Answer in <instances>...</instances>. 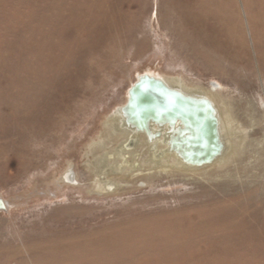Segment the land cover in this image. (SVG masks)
<instances>
[{
    "label": "rangeland",
    "instance_id": "1",
    "mask_svg": "<svg viewBox=\"0 0 264 264\" xmlns=\"http://www.w3.org/2000/svg\"><path fill=\"white\" fill-rule=\"evenodd\" d=\"M100 1L117 15L97 31L68 24L81 0H0V264H264V0H205L206 24L216 10L226 29L214 41L189 25L188 1ZM106 26L114 59L97 64L117 75L95 81L88 35ZM145 72L220 92L245 128L241 153L87 191L81 147ZM67 160L81 185H52Z\"/></svg>",
    "mask_w": 264,
    "mask_h": 264
},
{
    "label": "bare ground",
    "instance_id": "2",
    "mask_svg": "<svg viewBox=\"0 0 264 264\" xmlns=\"http://www.w3.org/2000/svg\"><path fill=\"white\" fill-rule=\"evenodd\" d=\"M185 1L189 2L187 4L190 8L186 6L189 8V11L187 10L186 12L187 16L186 14L183 16H186V18L189 16V25H199L201 22L205 25L207 23L204 19L206 18L205 10L208 8L205 0ZM102 2L104 8L103 5L100 7ZM102 2L100 0H81L80 4L75 3L76 6H79L73 7L74 4L71 5L69 9L70 16L73 19H71L68 24L70 26L72 24L75 26L89 24L91 27L93 25L92 29L96 28L95 30H97L99 25L103 22V25L107 23L109 24V21L112 19L113 23L116 21L115 16L117 14L113 13V10H111V13L109 14L108 10L105 8H109L108 6H110V3H106L105 1ZM175 2H178V0H175ZM172 4L171 6L174 7L175 3L174 5ZM72 8L74 12L72 11ZM65 9L68 10L67 8ZM87 14L89 15L88 18L85 17ZM218 14L219 13L216 10L209 12V15L212 16L211 18L213 22L206 24L208 28L206 31H203L205 32V37L209 38L210 41H214L212 37L213 32H215V34L217 33V38H221L226 34V29L223 26H219L220 23L218 22H220V17ZM114 26L118 29L116 24H114ZM203 28L206 29V27ZM93 31L94 30H89L88 35L90 38L88 41H91V46L89 45L91 47V51L88 50V52L84 55L86 61L93 60V67L91 66L89 69V67L85 66V64L83 65L85 66V69L90 70L92 73L95 72L92 74V77L95 81H98L103 72L106 73L108 71V74L109 72L112 74V69L114 70L113 66L110 68V71L107 69L108 67L104 68V66L99 63L98 65L97 60L98 57L102 56L104 57V61L106 60L109 63L113 61L114 56L105 49L111 46V44L115 42L114 39L117 37L113 35L114 30L111 32L108 26H106L102 32H97L98 30L96 32ZM210 32L212 34H210ZM75 41L76 44L84 45L80 40ZM49 49H51V47ZM49 51L48 55L52 53L50 52L49 54ZM61 60L64 62L68 61L64 58ZM82 71H84V69H82ZM115 73L116 70L113 71V76ZM116 75L117 74H115V76ZM143 76H148L150 79L155 80L157 84L160 85L161 83L162 85L170 88V90L181 92L185 96L199 99L206 98L212 107L211 114L213 116V122H216L218 142L220 144L219 150L214 156H212L210 161L200 163H193L189 160L185 161V156L183 157L181 154L192 157V154L187 152V148L189 149V147H191L190 145L194 143L198 134H195V136L190 138L186 136L187 134L182 135L181 129L183 128V125L179 120H176L175 122L167 120L155 122L150 119L146 124V128H137L134 122L129 119L131 113V106L129 102L131 99H129L127 93L124 102L104 115L97 132L93 136L89 137V139L83 143L81 147L80 155L82 160L80 161L82 162V166L80 170L81 173L86 176L84 179L87 183H85L84 188L87 191L106 193L113 189H122L124 186L133 183L132 180L135 177L148 171L159 173L182 172L185 174H195L202 172V170L207 168L211 169L214 167L229 165L234 161V158L241 153V148L245 143V128H243V126L236 119L231 103L225 99L220 92L207 90L199 84L188 82L181 75L168 74L165 72L158 74L145 72L138 74L137 79L140 80ZM80 79L78 80L81 81ZM84 81L83 84L78 82L81 88L84 86ZM78 83L77 85L79 86ZM86 91L87 90H82L83 93ZM127 100L128 103L126 102ZM190 139L192 142H190ZM74 163L71 160H67L63 166L55 172V175H53L50 183L52 185H67L68 183L81 185L82 178L81 180L78 178V173L77 170H75Z\"/></svg>",
    "mask_w": 264,
    "mask_h": 264
},
{
    "label": "water",
    "instance_id": "3",
    "mask_svg": "<svg viewBox=\"0 0 264 264\" xmlns=\"http://www.w3.org/2000/svg\"><path fill=\"white\" fill-rule=\"evenodd\" d=\"M127 93L131 99L129 119L137 128H146L150 119L155 122L179 120L183 125L182 135L187 134L186 136L190 138L198 134L191 147L187 148V152L191 153L192 157L181 154L185 156V161L189 160L193 163L210 161L218 152L220 144L216 122H213L212 107L206 98L185 96L161 83L157 84L148 76L135 80ZM170 98L175 102L169 103ZM126 102L128 103V100ZM4 207L3 200L0 198V210H4Z\"/></svg>",
    "mask_w": 264,
    "mask_h": 264
},
{
    "label": "snow or ice",
    "instance_id": "4",
    "mask_svg": "<svg viewBox=\"0 0 264 264\" xmlns=\"http://www.w3.org/2000/svg\"><path fill=\"white\" fill-rule=\"evenodd\" d=\"M175 101L172 100L171 98L169 99V103H174Z\"/></svg>",
    "mask_w": 264,
    "mask_h": 264
}]
</instances>
